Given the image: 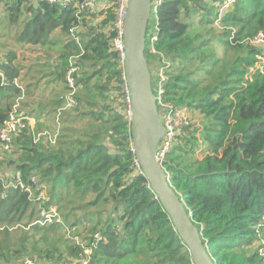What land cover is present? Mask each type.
Listing matches in <instances>:
<instances>
[{
    "label": "trees",
    "instance_id": "trees-1",
    "mask_svg": "<svg viewBox=\"0 0 264 264\" xmlns=\"http://www.w3.org/2000/svg\"><path fill=\"white\" fill-rule=\"evenodd\" d=\"M155 1L145 51L152 81L163 68L166 97L203 126L186 125L166 155L170 184L215 264H264V43L252 42L264 36V0H236L223 11V0ZM0 6V128L17 103L35 119L0 166L12 165L27 183L35 177L37 194L46 192L33 202L0 178V264H82L86 247L89 264H194L132 150L112 47L115 5L82 18L48 1ZM27 45L44 55L21 63ZM72 58L81 67L78 105L64 112L52 143L43 133L65 104ZM44 79L60 88L36 95ZM53 207L63 222H37Z\"/></svg>",
    "mask_w": 264,
    "mask_h": 264
},
{
    "label": "water",
    "instance_id": "water-1",
    "mask_svg": "<svg viewBox=\"0 0 264 264\" xmlns=\"http://www.w3.org/2000/svg\"><path fill=\"white\" fill-rule=\"evenodd\" d=\"M152 9L153 0H128L123 29L126 51L124 75L130 95L133 151L142 172L191 251L194 264H215L202 241L201 232L171 186L163 165L157 160V148L164 128L152 84V72L145 55Z\"/></svg>",
    "mask_w": 264,
    "mask_h": 264
},
{
    "label": "built area",
    "instance_id": "built-area-1",
    "mask_svg": "<svg viewBox=\"0 0 264 264\" xmlns=\"http://www.w3.org/2000/svg\"><path fill=\"white\" fill-rule=\"evenodd\" d=\"M48 1L51 4H56L62 7L71 6L77 11L79 18H82L84 15L96 14L102 11L107 10L111 6L115 5V20L113 22V28L115 30V36L112 40L113 50L119 54V61L123 67V80L124 85L122 87V92L124 93L125 101V113L130 118L131 116V105H130V95L129 90L125 81L124 75V66L126 59V51L124 44V24L128 10V0H41ZM156 0L155 2H157ZM236 0H223L222 2V11L228 10L232 7V3ZM77 26L70 29L71 35L76 39L77 43L80 44V39L76 36ZM157 36H153L152 40H156ZM253 43H264L263 34H259L255 39L252 40ZM71 59V67L69 68L66 75V82L69 88L65 96V104L63 107L59 108L58 111L54 113V121H56L55 130L53 133L44 132L43 134L48 135L52 143L55 142L57 135L59 134L60 125L62 121L63 114L66 110L75 108L78 105L76 99L77 94V85H76V73L80 71V66L75 64ZM0 75L1 72H0ZM157 83H155L154 92L157 98V105L159 110V115L161 123L164 128V134L160 140V143L157 148V160L160 164L163 165L166 155L172 149L174 143L177 140L178 135L182 132L183 128L188 124V108L177 106L173 101L169 100L166 97L165 82L167 76L165 75L164 69L161 68L156 72ZM18 83V80H16ZM31 117H29L24 111L19 109V104L17 103L9 116L6 118L5 122L0 128V163H2L8 155L14 149V142L16 137L23 132L28 125L34 126L31 123ZM41 136V134H39ZM133 150V149H132ZM138 163V162H137ZM0 178L4 181L7 188L20 189L27 193L28 198L33 201H43L46 196L44 191L36 192L37 180L35 177H32L29 183L25 182L22 175L18 172L12 170L11 174L1 175ZM56 222H63L56 208H51L50 211L45 209L41 212V218L37 221L40 224H47ZM66 226V225H65ZM68 235L71 236V228L66 226ZM96 243L100 242L103 239V236L100 233L94 235ZM92 247H86L83 253L80 254V262L82 264H89ZM26 264H37L35 260H28ZM75 264V263H72Z\"/></svg>",
    "mask_w": 264,
    "mask_h": 264
},
{
    "label": "rangeland",
    "instance_id": "rangeland-1",
    "mask_svg": "<svg viewBox=\"0 0 264 264\" xmlns=\"http://www.w3.org/2000/svg\"><path fill=\"white\" fill-rule=\"evenodd\" d=\"M1 9L2 8L0 6V15H2ZM150 19H151V23H152L155 20V17L152 15L150 17ZM149 23H150V21H149ZM28 46L29 45H27L26 47H24V49H22L21 51L18 52V58L22 61L21 63H23V64L31 63L34 59H36L37 56L44 55V54H42L41 51L33 50V49L29 48ZM19 47H21V46H19ZM261 47L262 46H260L259 48H261ZM262 49H264V48H262ZM156 71L157 70L155 69L154 73H153V75H154L153 81H152L153 88L155 87V83H153V82L157 79ZM20 79L22 80L21 77H20ZM21 80H18L19 84L22 83L23 80L22 81ZM57 88H60V86L57 83L53 84V82H48V79H44V80H42V82H38L37 83V88L35 89V94L38 95V96L42 94V95H45V97H47L48 95H50V93L53 90H57ZM43 104H46V103H43ZM33 106H35V105H33ZM53 117H54V114L50 118L48 117V119L45 118L44 122L47 119V123L50 126V122L54 120ZM31 123L32 124L35 123V119L34 118L31 119ZM200 123H201V117L198 114H194V113H192V115L189 114L188 124L187 125L193 124L195 126H200L201 128H203V126ZM52 124L56 126V121H54ZM42 128H43V126H42ZM48 129L51 131V133H53L54 130H55V129H53L52 126L48 127ZM199 134H200V132L196 133L197 136H199ZM11 168H14V167L12 165H7V166H4V167L0 166V174L1 175L11 174L12 173V169ZM44 194L46 196V192H44ZM74 230H75V228L71 229V234H70L71 236L75 235V234H73ZM76 239L80 240L81 237L80 238L76 237ZM22 264H24V262Z\"/></svg>",
    "mask_w": 264,
    "mask_h": 264
}]
</instances>
